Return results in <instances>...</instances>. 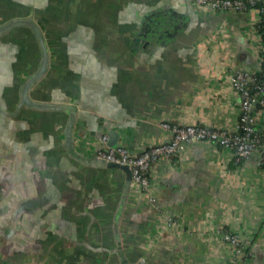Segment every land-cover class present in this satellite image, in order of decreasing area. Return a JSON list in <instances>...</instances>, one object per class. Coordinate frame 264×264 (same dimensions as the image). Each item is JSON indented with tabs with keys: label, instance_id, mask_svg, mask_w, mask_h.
I'll use <instances>...</instances> for the list:
<instances>
[{
	"label": "crops",
	"instance_id": "crops-1",
	"mask_svg": "<svg viewBox=\"0 0 264 264\" xmlns=\"http://www.w3.org/2000/svg\"><path fill=\"white\" fill-rule=\"evenodd\" d=\"M31 3L0 0V29L29 14ZM56 4L44 27L57 34L49 68L29 92L37 106L19 110L37 48L18 60L17 88L0 99L9 127L0 134V264H264L260 150L238 160L194 142L152 165L154 201L95 156L104 136L133 153L160 144L170 138L165 121L235 132L242 101L230 75L261 69L259 13L213 11L190 0ZM161 18L183 24L167 46L155 43ZM14 29L0 36L28 34ZM253 117L264 131V107ZM36 198L44 204L28 207ZM225 232L240 237L245 256L224 241Z\"/></svg>",
	"mask_w": 264,
	"mask_h": 264
},
{
	"label": "built area",
	"instance_id": "built-area-1",
	"mask_svg": "<svg viewBox=\"0 0 264 264\" xmlns=\"http://www.w3.org/2000/svg\"><path fill=\"white\" fill-rule=\"evenodd\" d=\"M196 4L208 10L219 12H244L255 10L260 17L264 16V0H195ZM262 62L264 61V47L262 49ZM231 87L236 91L242 101V110L239 125L235 132L224 128H213L201 124H174L162 122L161 127L170 133V138L160 144L144 148L139 153H133L124 146L111 147L108 137H103V144L96 151L99 158L128 166L131 169L133 185L144 193L149 201L152 196L151 167L162 158L179 157L194 142H209L234 153L238 160L248 158L254 151H261L260 166L264 168V141L256 133L253 117V107H264V100L258 96L264 94V77L257 73H250L244 69H237L230 75ZM255 126V125H254ZM223 239L235 248L238 257L245 256V244L236 234L225 232ZM236 264H246L238 260Z\"/></svg>",
	"mask_w": 264,
	"mask_h": 264
},
{
	"label": "flooded vegetation",
	"instance_id": "flooded-vegetation-1",
	"mask_svg": "<svg viewBox=\"0 0 264 264\" xmlns=\"http://www.w3.org/2000/svg\"><path fill=\"white\" fill-rule=\"evenodd\" d=\"M11 0H1L4 6L9 7V3ZM26 1V0H20ZM50 1V2H49ZM33 2V1H32ZM37 2V1H36ZM34 0V3H31L30 9L31 12L29 14H23V16L15 17L10 19L0 29L1 32H10L12 29L16 28L22 33H28L27 36L22 34L23 36L19 38H14L10 40L3 39L4 37L0 36V99L3 97L4 93H10L16 87L18 79L16 78V73L21 67V63H19V59H25L32 56L30 55L29 51H33L37 48L38 52V61L36 62L34 70L32 74H29L24 81V83L19 87L20 96H21V103L20 107L23 104L32 105V107H36L34 102H31L29 99V92L31 89L39 82V80L45 76L49 68V61H50V47L49 41L53 38L57 37V34L53 33L51 30L47 31L44 27H47L46 23L49 21L52 23L51 17L53 16L52 12L56 8L58 4H56V0H48V7L46 8H39L40 4H37ZM52 2V3H51ZM17 4V1L16 3ZM39 11V14H37ZM44 13V14H43ZM38 18V20H37ZM165 18H161L162 20ZM40 21V22H39ZM53 25V24H52ZM21 29V30H20ZM13 30V31H18ZM27 31V32H26ZM16 33V32H14ZM18 33V32H17ZM132 48H135L136 39L132 43ZM6 48V49H5ZM5 49V51H4ZM10 51V52H9ZM29 54V55H28ZM18 62V63H17ZM22 68V67H21ZM3 93V94H2ZM2 94V95H1ZM5 96V95H4ZM11 95H9L10 97ZM19 110L15 113L18 114ZM5 111L0 107V134L4 136V133L7 132L8 128L4 127L6 125V117L2 116ZM8 117V116H7ZM10 118V117H9ZM11 129V128H10ZM103 144L102 143L100 146ZM42 198H36L35 200L29 201L28 207H36V205H43ZM26 203V204H28ZM21 207H18L19 209ZM16 210V209H15Z\"/></svg>",
	"mask_w": 264,
	"mask_h": 264
},
{
	"label": "water",
	"instance_id": "water-1",
	"mask_svg": "<svg viewBox=\"0 0 264 264\" xmlns=\"http://www.w3.org/2000/svg\"><path fill=\"white\" fill-rule=\"evenodd\" d=\"M190 2L192 4L194 3L193 5H195V6L198 7V5L196 4L195 0H190ZM182 28H183V24L180 23V22L177 23L173 19L157 20L156 23H155V28H154V31L153 32H155V34H158L160 37L164 38L165 40L160 41L162 39L159 37V40L156 41L155 43L162 44L164 46H167L172 40L175 39V37L178 35L179 31ZM148 29L151 30L153 28H152L151 25H149L148 26ZM143 38H145V32L144 33H139L138 34L137 43H140V41L143 40ZM144 44H145V46L148 45V43H144ZM258 104H259L258 102H256L254 104V107H253V111L252 112H254V110L258 107ZM250 125L252 127H255L253 124H250ZM263 129H264V127H263ZM263 129H261V131ZM99 147H101V146H99ZM95 156L102 163H104V165H106L108 168H111V169H121V170H123L126 173V175H127V183H128V185H130V187L133 186V178H132V174H131V169L128 166H122V165H119L117 163H112V162L105 161V160L99 158L96 153H95Z\"/></svg>",
	"mask_w": 264,
	"mask_h": 264
},
{
	"label": "trees",
	"instance_id": "trees-1",
	"mask_svg": "<svg viewBox=\"0 0 264 264\" xmlns=\"http://www.w3.org/2000/svg\"><path fill=\"white\" fill-rule=\"evenodd\" d=\"M259 33H260V35H261V37L263 39V42H264V16L262 17V22H261V24L259 26ZM256 73L258 75H261V76L264 77V61L262 62L261 69L259 71H257ZM258 99L260 101L264 100V94L259 95ZM258 107L260 108V105ZM255 131H256V133H258L262 137V139L264 141V131L260 132V130L256 129V128H255Z\"/></svg>",
	"mask_w": 264,
	"mask_h": 264
}]
</instances>
